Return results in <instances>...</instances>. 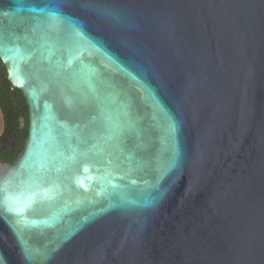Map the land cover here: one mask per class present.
<instances>
[{"label":"water","instance_id":"1","mask_svg":"<svg viewBox=\"0 0 264 264\" xmlns=\"http://www.w3.org/2000/svg\"><path fill=\"white\" fill-rule=\"evenodd\" d=\"M0 64V264H264V0H0Z\"/></svg>","mask_w":264,"mask_h":264},{"label":"trees","instance_id":"2","mask_svg":"<svg viewBox=\"0 0 264 264\" xmlns=\"http://www.w3.org/2000/svg\"><path fill=\"white\" fill-rule=\"evenodd\" d=\"M0 161L13 162L24 147L28 135V108L22 93L7 80L0 64Z\"/></svg>","mask_w":264,"mask_h":264},{"label":"rangeland","instance_id":"3","mask_svg":"<svg viewBox=\"0 0 264 264\" xmlns=\"http://www.w3.org/2000/svg\"><path fill=\"white\" fill-rule=\"evenodd\" d=\"M1 129H2V117H1V113H0V132H1Z\"/></svg>","mask_w":264,"mask_h":264},{"label":"crops","instance_id":"4","mask_svg":"<svg viewBox=\"0 0 264 264\" xmlns=\"http://www.w3.org/2000/svg\"><path fill=\"white\" fill-rule=\"evenodd\" d=\"M1 132H2V129H1ZM1 132H0V135H1Z\"/></svg>","mask_w":264,"mask_h":264}]
</instances>
